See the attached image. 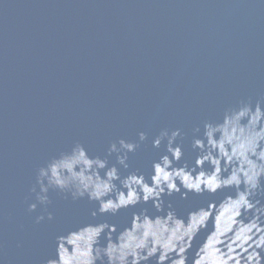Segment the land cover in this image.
I'll return each instance as SVG.
<instances>
[{
  "label": "water",
  "instance_id": "obj_1",
  "mask_svg": "<svg viewBox=\"0 0 264 264\" xmlns=\"http://www.w3.org/2000/svg\"><path fill=\"white\" fill-rule=\"evenodd\" d=\"M260 97L261 0H0L3 264H45L56 255L57 236L104 220L122 230L139 211L93 220L98 205L50 192L54 220L36 224L42 209L28 211L35 202L30 189L38 168L52 158L76 143L103 157L111 142H136L143 131L148 139L129 163L147 175L163 151L152 147L161 129H181L185 158L194 159L188 146L194 127ZM229 194L166 199L186 220ZM142 207L156 214L151 203ZM206 211L189 222L188 264H222L241 228L225 207Z\"/></svg>",
  "mask_w": 264,
  "mask_h": 264
},
{
  "label": "clouds",
  "instance_id": "obj_2",
  "mask_svg": "<svg viewBox=\"0 0 264 264\" xmlns=\"http://www.w3.org/2000/svg\"><path fill=\"white\" fill-rule=\"evenodd\" d=\"M147 139L143 131L136 142L120 138L108 145L103 157L89 155L76 143L38 168L30 189L35 202L28 205L29 212L42 209L36 224L54 220L48 210L50 192L98 205L90 212L93 220L139 208L122 230L104 220L57 236L56 255L45 264H188L184 245L189 222L202 220L213 205L229 209V219L242 222L222 264H264V97L241 101L225 108L218 120L194 127L188 144L194 159L185 158L187 138L181 129H161L152 147L163 151L146 175L133 170L129 160ZM220 192L230 194L189 212L186 220L166 199ZM149 203L156 214L142 207ZM224 231H231V225Z\"/></svg>",
  "mask_w": 264,
  "mask_h": 264
}]
</instances>
